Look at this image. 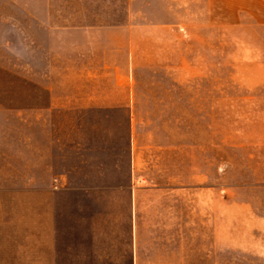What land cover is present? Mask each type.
<instances>
[{
    "label": "rangeland",
    "instance_id": "obj_1",
    "mask_svg": "<svg viewBox=\"0 0 264 264\" xmlns=\"http://www.w3.org/2000/svg\"><path fill=\"white\" fill-rule=\"evenodd\" d=\"M127 1L0 0V102L13 106L15 139L20 138L21 124L17 114H20L25 99L31 107L50 106L51 111L47 114L51 120H60L61 116L63 142L67 144L75 126L78 130L81 126H90L89 122H81V116H93L94 169L75 173L70 172L69 161L62 165V260L68 264L71 258H85L88 244L103 243L109 245L107 248H114L107 251L110 257H124L127 259L125 264H129L128 252L123 255L118 247L122 244L128 249L132 242V235L124 233L127 226H117L124 213L117 207L113 214L115 218L103 219L102 213L92 207L101 201V188L83 184L86 179L94 183L104 177L100 163L96 165L95 162L100 160V153L96 151L105 146L103 143L107 139L111 164L105 177L127 178L131 172L128 151L137 146L143 153L142 179L152 184H169L185 168L181 155L169 151L162 153L163 148L189 146L190 157L199 158L197 151L192 153V150L205 146L202 157L211 161L214 152L216 161L220 154L223 264H249V172H264L260 165L264 162V27L253 24L212 27L207 23V0H168V12L185 24V32L189 35L190 66L205 72L199 83H204L207 89L206 103L209 98L213 101V89L211 92L208 89L220 87L215 99L221 106H206L205 121L199 122L198 106L184 108L158 104L157 98L162 91L158 93L151 89L153 84L169 81L167 75L138 70L134 100L129 71L113 67L127 63L126 49L118 51L119 54L113 53V45L117 42L109 43L108 72L105 73V69L103 72L101 66L95 67L101 61L97 56L94 61L90 58L95 66L88 71L93 75L87 74L89 58L86 54L89 55L90 50L94 56L98 53L91 44L87 45V27L127 22ZM139 6L146 7L144 13L148 19L162 18L161 6L156 2L136 0L135 9ZM172 7L178 10L174 11ZM110 35L115 38L118 34L111 30ZM144 46L141 44L139 49ZM70 51L73 54L70 55ZM103 99L109 100V107L97 106ZM91 101L95 106L86 103ZM123 102L125 106L121 105ZM73 115L79 116L76 124L70 117ZM187 115L190 121H180ZM173 118L175 121H171ZM79 136L83 135L79 133ZM13 150L15 171L12 172L13 184L8 185L7 192L14 196L16 216L20 215L22 194L20 160L16 156V153L20 154V146L16 142ZM66 156L70 160L68 153ZM117 168L119 175L114 173ZM55 173L40 171L43 181L47 175L57 179ZM30 175H33L32 171ZM53 184L57 185V182L54 180ZM119 189H112L110 194L122 195L123 191ZM85 195H89L88 202ZM115 201L120 199L115 197ZM13 241L20 242V234L15 235ZM230 246H237L239 250L230 251Z\"/></svg>",
    "mask_w": 264,
    "mask_h": 264
},
{
    "label": "crops",
    "instance_id": "obj_2",
    "mask_svg": "<svg viewBox=\"0 0 264 264\" xmlns=\"http://www.w3.org/2000/svg\"><path fill=\"white\" fill-rule=\"evenodd\" d=\"M151 1L161 6V19H148L144 13L146 7L140 5L135 9L136 0H128L127 22L116 25L101 23L87 27V45L91 44L98 53L94 56L90 50L89 55L86 54L89 58L86 72L89 76L93 75L88 68L94 65L93 61L99 56L101 61L94 66H101L103 72L105 69L107 73L111 58L109 43L117 42L113 45V53L119 54L118 51L126 49L127 63L123 62L121 67H113L117 70L127 68L129 71L134 100L138 70L145 69L149 74L155 75L164 74L169 81L160 85L153 84L151 89L158 93L162 91L157 98L158 104L181 105L184 108L198 106L197 120L205 121L206 106H221V102H216L215 99L220 87L208 89L209 92L213 89L214 94L213 101L209 98L206 103L207 89L204 83H199L205 72H201L199 68L196 71L190 66V41L184 29L185 24L178 22L168 12V0ZM171 9L178 10L173 7ZM206 17L208 25L212 27H246L249 24L264 27V0H207ZM111 30L117 32V37L111 38ZM71 32L79 33L75 30ZM141 44L145 46L139 49ZM71 54L73 53L70 51ZM86 103L91 107L95 106L94 101ZM121 105L125 106L126 103ZM97 106L109 107L110 102L103 99ZM12 107L0 102V264H67V261L62 260L60 243L62 165L69 161L70 172L75 173L82 170L91 172L94 169L95 150L91 127L93 116H81V122H89L90 126H81V130L75 126L70 131V142L67 144L63 142L61 116L60 120H51V116L47 114L51 111L50 106L31 107L29 100L25 99L20 114H17L21 134L19 140H16ZM70 117L75 124L79 122V116ZM162 118L157 120L162 121ZM184 120L190 121L188 115L180 121ZM79 133L83 136H79ZM108 141L106 139V143H103L105 146L96 151L100 153V160L95 164L100 163L104 177L94 183L91 179H86L83 184L101 188V201H97L92 207L97 213H102L103 219L115 218L113 214L117 207L124 213V220L121 218L117 226H127L128 230H124V233L132 235V242L128 249L122 244H118V247H121L119 249L123 251V255L128 252L129 264H223L220 154L216 161L214 152L211 161L202 157L203 153L205 155V146L193 148L192 153L197 151L199 158L190 157L189 146H182L181 149L163 148L162 153L169 151L170 154L181 155L182 161L185 160V168L169 184H152L151 181L142 179L143 153L139 152L137 146H132L128 151L131 172L127 178L105 177L111 164ZM15 142L20 146V154L16 153V156L20 160L22 190L21 211L16 216L13 209L14 196L7 192L8 185L13 184ZM67 153L70 160H67ZM260 165L264 169V162ZM41 170L57 172V179L54 175H47L43 181ZM114 173L120 174L118 168ZM121 174L124 176L125 172ZM53 179L59 188L53 184ZM115 188H120L123 194L111 195L110 192ZM36 191L37 193L31 194ZM89 195H85L86 200ZM115 197L120 201H115ZM120 203L123 206L119 207ZM19 234L20 242H14V236ZM107 247L109 245L103 243L88 244L86 257L71 258L68 264H125L127 259L124 257H110L108 252L114 248ZM110 247L114 245L110 244ZM229 249L239 250L237 246H230ZM249 264H264V172H249Z\"/></svg>",
    "mask_w": 264,
    "mask_h": 264
}]
</instances>
